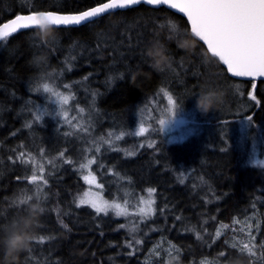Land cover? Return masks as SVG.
Listing matches in <instances>:
<instances>
[{"label":"trees","instance_id":"16d2710c","mask_svg":"<svg viewBox=\"0 0 264 264\" xmlns=\"http://www.w3.org/2000/svg\"><path fill=\"white\" fill-rule=\"evenodd\" d=\"M105 1L0 0V23L29 12H80ZM173 24L191 36L190 49L177 46ZM56 32L54 43L36 28L0 41V227L39 202L44 212L35 235L50 237L31 245L21 264H264V166L253 160L264 151V80L230 77L191 35L187 20L163 6L141 3ZM153 43L171 58L163 72L138 54ZM43 82L71 97L65 109L80 129L58 115L54 96L37 90ZM161 88L175 95L182 115L181 108H195L202 89L222 92L223 102L207 116L198 114L194 124L202 130L177 141L158 129ZM38 110L53 114L37 120ZM249 115L252 121L245 120ZM141 125L148 132L134 135ZM108 139L111 146L103 142ZM21 153L34 163H22ZM86 157L95 158L91 169L107 196L117 184L128 198L155 189V214L97 215L88 205L78 207L87 193L79 167ZM40 165L47 184L37 198L25 177ZM26 196L33 199L18 204ZM246 243L254 244L255 255Z\"/></svg>","mask_w":264,"mask_h":264},{"label":"snow or ice","instance_id":"6c2138e0","mask_svg":"<svg viewBox=\"0 0 264 264\" xmlns=\"http://www.w3.org/2000/svg\"><path fill=\"white\" fill-rule=\"evenodd\" d=\"M146 2L148 4H167L169 7L178 9L179 12L185 14L191 25V33L195 37H198L200 41L204 42L207 46L206 52H210L211 57L217 58L219 62H222L226 66V72L231 73L233 77L251 78L253 81L257 78H264V0H146ZM138 3H140V0H109L108 3H103L98 7L83 11L80 14L37 12L29 15H17L15 19H12L9 23H5L0 28V41H6L11 34L20 29H40L44 25H54L55 28L59 29L60 26L80 25L82 22L89 21L90 18L97 17L110 9H124ZM171 27L173 30L175 29L174 24ZM138 54L143 58L145 51L140 50ZM64 87L68 88L69 86L64 85ZM252 87L253 89L255 88V83L252 84ZM37 90H42L43 93L56 97L60 105L58 115L63 116L65 121L71 123L68 118V112L65 109V106L69 104L71 99L69 95H65L56 90L47 82L41 83ZM159 91L167 97L168 104L171 108L175 109L177 103L173 99V96L164 88H161ZM251 99L255 100L256 97L252 96ZM83 111V109H80V112ZM51 114L53 113H49L47 110L43 113L38 110L36 119L39 120L42 115ZM245 120L252 121V116H246ZM159 123L164 125L165 121L160 120ZM73 127L80 129L81 125L77 123ZM146 131L147 129L141 125L134 135L143 136ZM108 135L111 138L113 133H109ZM123 135V133L116 135L115 139L120 140ZM103 142L109 144V146L113 143L112 139L104 140ZM149 147H153V145L149 144ZM95 150L99 152V146ZM127 154L134 155L133 152H128ZM63 155V153H60L61 157ZM24 156V153H21L19 156L22 163H29L30 161L34 163L33 158L29 157V160H25ZM85 160L86 162L81 163L79 167L81 170L87 172V174L83 175V179L91 185L96 182V176L92 173L90 165L96 161L95 158L88 159L87 157ZM49 162L51 163V161ZM64 162L72 163L71 160H64ZM37 172L40 173L39 176H37ZM43 172L44 166L40 165L38 168H33L30 177H25L30 184L36 185L37 198H39L40 193L43 191V185L47 184ZM96 186L100 187L101 185L97 184ZM154 193L155 189H148V198H140V204L143 206L139 208V215L151 217L155 214V208L153 207L155 204V200L153 199ZM32 199V196H26L21 198L18 204H27ZM83 205L90 206L95 210L97 215L101 213L107 215L109 210L114 211L116 216L130 214L126 207L127 201L122 206L120 203H109L102 198L94 197L91 193H85L79 200L77 206ZM235 222L238 223V221ZM221 227L226 228L227 225H221ZM5 231L6 229L0 227V237L4 235ZM220 234L217 231V237ZM47 239H50V237L34 235L31 245L43 244ZM135 242L137 244L140 243L139 240ZM128 247L132 248V244L129 243ZM243 247L248 250L250 255H255L253 251L254 244L250 247L246 243ZM28 254V252L23 253L25 258Z\"/></svg>","mask_w":264,"mask_h":264},{"label":"clouds","instance_id":"9594fccd","mask_svg":"<svg viewBox=\"0 0 264 264\" xmlns=\"http://www.w3.org/2000/svg\"><path fill=\"white\" fill-rule=\"evenodd\" d=\"M39 30L42 40L54 43L57 40V32L54 25H44ZM174 38L177 46L182 49H190L192 38L190 35L180 33L179 26L175 25ZM145 56L151 67L158 71H165L171 64L167 50L159 43L151 44L145 50ZM34 63L40 66L43 57H34ZM223 102V93L214 89H202L195 98V108L200 114L207 116L217 110ZM44 212L39 202L29 204L27 213L14 220L0 237V264H21V256L31 248L35 235V227L38 217Z\"/></svg>","mask_w":264,"mask_h":264},{"label":"rangeland","instance_id":"374dc122","mask_svg":"<svg viewBox=\"0 0 264 264\" xmlns=\"http://www.w3.org/2000/svg\"><path fill=\"white\" fill-rule=\"evenodd\" d=\"M174 87H175V84H174ZM169 94L171 95L172 93H169ZM172 96L174 97L175 95H172ZM156 105L159 106V108L156 111V116H155V113H153V116L157 118V121L159 120L165 121V124L164 125L160 124L158 129L161 130V132H164V130H166L169 134L167 135L169 138L180 141L186 138L187 136H190L202 130L198 124H194V122L200 117V115H198L199 112L196 111L195 108L185 107V108L180 109L181 112L185 113L186 116L190 117L193 120L192 124H188L187 117L185 115L178 113L176 109H172L171 106L168 104V100L166 96H164L163 99L160 98V102L159 103L156 102ZM68 118H69V121H71V123L68 122L70 125L73 126L77 124V123H73V120H70L71 117H68ZM147 119L151 120V117L147 116ZM147 132L148 130L146 131V133ZM96 147L97 146L94 147V150L96 149ZM253 160H255L259 165L264 166V151L261 155L259 153L255 154ZM90 169H91V165H90ZM92 173L96 176V174L93 171ZM85 174H87V172L83 170V175ZM97 184L101 186L97 187L96 186ZM86 185H87V193H91L92 196L102 198L103 200L108 201L109 203L116 202L124 206L125 201H127L126 207L130 211H133V210L139 211V208L143 206L140 204V197L135 198L129 195V198H128V191L122 189V187L118 186V184L115 185V187L111 189L110 191L111 196H107L105 193L106 191L105 185L103 184V182H101L98 179L97 176H96V182L94 184L90 185L86 182ZM143 198L147 199L148 196L146 195ZM129 205L135 208L133 209L129 208Z\"/></svg>","mask_w":264,"mask_h":264},{"label":"water","instance_id":"95a60500","mask_svg":"<svg viewBox=\"0 0 264 264\" xmlns=\"http://www.w3.org/2000/svg\"><path fill=\"white\" fill-rule=\"evenodd\" d=\"M108 2H109V0H107V1H105V2H102V3H100V4H97V5L93 6V7L88 8V9H85V10H83V11L91 10V9L94 8V7H98V6L102 5L103 3H108ZM141 3H143V4L147 5V6L153 7V8H158V7L163 6V7L167 8V9L173 11L174 13L181 15L182 17H184V18L187 20L186 15L183 14V13H181V12H179L178 9H173V8L169 7L167 4H163V3H161V4H148V3L146 2V0H140V3L135 4V5H130L129 7L124 8V9L134 8V7L138 6V5L141 4ZM124 9H110V10H108L107 12L102 13V14H100V15L97 16V17L90 18L89 21L82 22L80 25L63 26V27H77V26H82V25H84V24H86V23H88V22H90V21H93V20H95V19H97V18H99V17H101V16H103V15H105V14H108V13H111V12H114V11H117V10H124ZM83 11L75 12V13H62V12H57V11H37V12H53V13H56V14H80V13H82ZM37 12L22 13V14H18V15H29V14H35V13H37ZM16 16H17V15H15V16H13V17H11V18L5 20V21H3L2 23H0V28H2L3 25H4L5 23H9L12 19H15ZM187 23H188V25H189V29H191V25H190V22H188V20H187ZM20 30H23V29H20ZM18 31H19V30H18ZM190 33H191V31H190ZM191 35H192L195 39H197L199 42H201V43L204 45V47L207 49V46L204 44L203 41H200L199 38H198V37H195L192 33H191ZM208 54L211 56V53H210V52H208ZM215 59H217V58H215ZM217 60H218V59H217ZM220 64L226 69V66L223 65L222 62H220ZM227 73H228V72H227ZM228 75H229L230 77H232V78H234V79H238V80H246V81H251V80H252L251 78L233 77V76L231 75V73H228ZM260 79H261V80H264V78H257L256 80H260Z\"/></svg>","mask_w":264,"mask_h":264}]
</instances>
